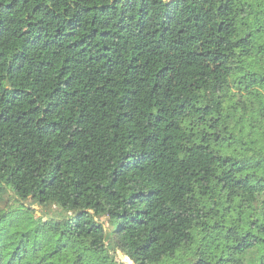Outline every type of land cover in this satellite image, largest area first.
Returning a JSON list of instances; mask_svg holds the SVG:
<instances>
[{
	"label": "trees",
	"instance_id": "16d2710c",
	"mask_svg": "<svg viewBox=\"0 0 264 264\" xmlns=\"http://www.w3.org/2000/svg\"><path fill=\"white\" fill-rule=\"evenodd\" d=\"M264 264V0H0V264Z\"/></svg>",
	"mask_w": 264,
	"mask_h": 264
},
{
	"label": "rangeland",
	"instance_id": "374dc122",
	"mask_svg": "<svg viewBox=\"0 0 264 264\" xmlns=\"http://www.w3.org/2000/svg\"><path fill=\"white\" fill-rule=\"evenodd\" d=\"M116 256H117L118 259L126 262L127 264H132L130 261H128L126 256L121 251H116Z\"/></svg>",
	"mask_w": 264,
	"mask_h": 264
}]
</instances>
